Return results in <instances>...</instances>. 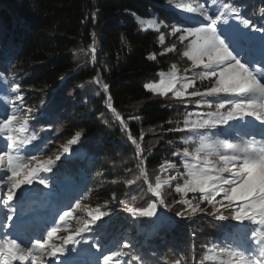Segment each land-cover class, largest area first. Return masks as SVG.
Here are the masks:
<instances>
[{
    "label": "trees",
    "instance_id": "trees-1",
    "mask_svg": "<svg viewBox=\"0 0 264 264\" xmlns=\"http://www.w3.org/2000/svg\"><path fill=\"white\" fill-rule=\"evenodd\" d=\"M234 3L242 6V14L257 24L264 20L259 13L264 0ZM181 14L168 0H0V85L14 97L12 83H19L21 95H28L30 107L25 114L29 131L35 130L47 141L40 155H35L34 163L49 157L55 148L63 149L76 132L81 133L79 147L86 155L84 159H54L52 172L41 175L48 179L52 195L41 197L40 206L45 208L56 197L58 181L68 178L78 182L81 171L85 180L77 194H94L103 202L100 211L105 215L96 224L106 223L102 229L82 233L81 243L70 247H75V255H89L95 249L92 241L101 245L104 254L121 248L128 239L133 247L126 251L137 255L142 264H175L177 260L181 264H200L198 258L214 245L235 242L247 246L251 240L249 229L253 226L247 221L241 223L231 216L218 221L199 209L184 217L176 215L187 206L176 203L180 194L175 193L174 186L182 183L184 168L180 163L182 156L173 153L177 147L182 153V141L189 133L170 129H183L189 112L192 118L194 111L210 108L196 107L197 98L155 95L145 84L157 82L159 73L169 68V60H174L171 53L163 52L167 45L160 44L159 35L171 33V27L165 28L163 23L179 26ZM154 21L163 22L159 32ZM251 35L258 53L262 34ZM180 52H174L178 60ZM150 54L156 58L149 60ZM178 62L180 66L188 63ZM97 79L109 85L107 92ZM203 88L207 87L199 84L197 89ZM109 102L115 112L107 107ZM4 110L5 106L0 116ZM117 113L123 125L116 118ZM223 128H217L221 135ZM128 135L140 144L139 155ZM35 143L40 145L41 140ZM188 146L190 150L194 147ZM0 147H4L3 142ZM26 152L35 154L36 150ZM141 155L143 172L137 167ZM166 163L176 164L180 174L172 169L162 170ZM173 175L177 180L171 186H162L165 204L160 205L147 190V184L155 186L157 176L163 180ZM129 180L135 183L129 184ZM199 196L189 193L186 199L210 211L211 206L201 202ZM153 202L157 209L152 217L129 210L146 208ZM15 207L18 215L20 209L29 210L30 204L19 201ZM61 209L53 205L52 218ZM5 215L2 209L0 218L5 220ZM47 224L54 227L51 219ZM89 226L95 229V225ZM2 228L5 233L16 228L14 216Z\"/></svg>",
    "mask_w": 264,
    "mask_h": 264
},
{
    "label": "snow or ice",
    "instance_id": "snow-or-ice-1",
    "mask_svg": "<svg viewBox=\"0 0 264 264\" xmlns=\"http://www.w3.org/2000/svg\"><path fill=\"white\" fill-rule=\"evenodd\" d=\"M173 0H168L172 5ZM177 9L182 10L179 26L163 23V27H171V35L176 37L181 44L185 45L183 56L192 61L193 68H200L195 73L201 81L213 80L214 83L201 91L199 89L190 93L193 97L214 98V103L205 100L208 107L215 111H208L204 114H197V119L192 120V113H188L183 122L182 128L170 129V131H184L194 135L195 139L186 135L182 143V149L177 147L173 155H181L180 163L183 165L184 179L175 184V193L180 194V200L176 203L185 207L184 211H178L177 216L184 217L186 214L195 213L198 209L208 215H212L218 221H224L231 216L238 222L247 221L253 227L249 229L251 237L247 246H241L230 242L227 245H214L205 250V255L198 258L200 264H264V20L257 24L251 18L242 14L240 5L229 0H193L189 4H177ZM260 16L264 18V7L259 9ZM135 15V14H133ZM95 18V12L92 13ZM230 21H235L231 24ZM161 23L154 25L159 32ZM247 29V31H245ZM252 32H260L261 44L258 53L253 48ZM95 33H93V36ZM160 43H164L165 36L159 35ZM247 45V46H246ZM176 46L165 49L166 52H173ZM95 51V49H93ZM154 60L155 54L147 57ZM170 83L166 91H172L176 85V65L172 66ZM187 72L188 69H185ZM161 77L165 73H159ZM100 83V87L107 92L109 85ZM161 85L164 81L161 80ZM195 79L184 78L181 88L176 90L175 96L185 94L189 87H193ZM21 85L13 82L11 91L15 94V102L5 99V110L0 116V142L4 147L0 148V192H5L3 203L7 208L6 221H12L13 216L23 225L24 218L17 215L15 205L8 202L16 199L27 200L34 192L40 197L47 198L52 195L49 189L47 178L38 179V184L43 188L23 189L20 195L17 190L23 185H31L37 178L39 171L52 172L54 161L49 160L46 164L37 163L30 167L32 161L36 160L34 153H27L26 146L32 145L33 149L39 151L44 143L39 133L35 130L29 131L28 118L21 117L20 112L24 106V97L20 93ZM151 91H156L157 86L145 84ZM111 97H109V101ZM112 109V104H107ZM223 110V111H222ZM30 111V109H29ZM115 112V109H112ZM117 119H121L116 114ZM247 118H252L248 120ZM230 121L240 124L233 127ZM258 122V123H257ZM121 124L124 121L121 119ZM218 126H225L221 131L225 139L213 138L216 136ZM152 129H149L151 131ZM212 133L211 136L208 134ZM81 133L76 132L75 138L69 144H76ZM227 137H231L230 139ZM143 137L141 136V139ZM128 139L136 146V152H141L140 144L128 135ZM41 140V144L34 142ZM171 144L172 142L169 141ZM194 145L191 148L188 145ZM68 147L63 148L67 153ZM57 160L60 159L58 156ZM144 158L141 155L137 167H141ZM162 170L172 169L180 174L177 165L166 163L161 166ZM224 173H228L227 176ZM22 177V178H20ZM177 176L169 179L156 177L155 186L147 184V190L156 198L160 205L165 204L162 197V186H171ZM129 184L135 180H129ZM189 193H200L198 199L206 201L211 210L201 209L199 204L193 205L191 199H186ZM221 199H217V197ZM123 203V201H122ZM79 204H77V208ZM157 203L148 204L146 208H130L133 213L142 217H152L156 214ZM189 209L191 211L189 212ZM221 209H224L222 212ZM227 213V215L225 214ZM105 215L103 212L88 213L90 219L75 217L77 224L83 227L75 228L72 234L60 237L61 243L57 244V233L61 230L69 231L71 227L66 218H73V213L64 211L59 217L61 225L53 227L46 238L37 237L35 242L21 243L17 237L7 233L0 236V264H47L46 258L59 260L60 264H66V252L76 251L75 247L69 249V244L81 243L76 237L82 236L83 232H90L102 229L103 224H96ZM95 225V229L89 225ZM89 243V241H83ZM91 247L98 251L101 245L92 241ZM133 247L130 243H124L121 248L109 250L102 255V264H142L137 255H130L127 249ZM127 257L128 259H125ZM55 260L53 264H55ZM85 264H91L86 260ZM175 264H181L177 260Z\"/></svg>",
    "mask_w": 264,
    "mask_h": 264
},
{
    "label": "rangeland",
    "instance_id": "rangeland-1",
    "mask_svg": "<svg viewBox=\"0 0 264 264\" xmlns=\"http://www.w3.org/2000/svg\"><path fill=\"white\" fill-rule=\"evenodd\" d=\"M193 0H173V6L175 9H177L175 7V5L177 4H189L192 3ZM178 11L182 12V10L177 9ZM231 24H235V21H230ZM245 31H247V29H245ZM162 35L165 36V41L164 43H160L163 46L167 45L165 49L172 47L173 45L176 46V50H181V52L179 53V60L182 64L185 63V61H187L188 63H186L185 65H179L178 63V58L177 55H175V51L174 52H169L171 53L169 56L171 59L174 60H169V68L167 70H162L161 72L165 73L164 77H161L159 75V79L157 82L153 83V82H149L150 84L156 85L157 86V90L156 91H151L149 89H147L148 91L153 92L155 95H166V94H171L176 98H197V101L194 102V105L196 107H204V108H209L208 104L205 103V100H209L211 102H215L214 98H209V97H193L190 95V93L192 91L197 90L199 84H201V87L205 86V87H209L214 83V79L213 80H203L201 81L198 77H195L194 74L198 73L201 71L200 68H193L192 67V61L189 60L187 57L183 56V52L185 50V45L187 44V41L185 42V44H178L177 41L178 39L174 36H172L170 33L165 35L164 33H161ZM160 34V35H161ZM254 40V39H253ZM247 46V45H246ZM165 49H163V52L165 53ZM257 52V50H256ZM167 53V52H166ZM169 56L166 57V59H169ZM178 60V61H177ZM175 64L176 65V75H177V80H176V85L173 88L172 91H166V89L169 86L170 83V75L171 72L173 71L172 69V65ZM185 69H188V71L186 72ZM160 72V73H161ZM187 77L188 79H195V84L193 87H189L186 91L185 94L183 96L177 97L175 96V91L176 90H182L181 85L184 83V78ZM161 80L164 81V84L161 85L160 82ZM148 84V83H147ZM206 88H203L201 91L205 90ZM21 91V90H20ZM22 96L24 97V106L28 105V95L24 92V94H22ZM5 99H9L12 102H15V96L12 97L11 93L9 91H7L6 89H4L1 85H0V111L2 110V108L5 106ZM21 109L20 115L21 117H26V115L28 116V114H25L28 110L27 108L30 107V105H28L27 107H24ZM208 111H215L214 108H211L209 110L206 111H202V110H197L193 112V117L191 118L192 120L197 119V114H204ZM223 111V110H222ZM248 120H251L252 118H247ZM230 123L233 125V127H239L240 124L234 121H230ZM258 123V122H257ZM225 126H222V128ZM218 129L213 130L214 132H216V138L218 139H225L226 136L225 135H221L218 131ZM209 136L212 135V133L208 134ZM189 136L192 139H195L194 135H192L191 133H189ZM214 138V137H213ZM227 138H231V137H227ZM81 137L80 139L77 141L76 144H69V142L66 144L65 147L69 148V151L67 153L63 152L62 148H55L53 150V152L49 155V157H45V158H41L40 160H38L36 163H34V161H32V164L30 165V167H32L33 165L35 166L37 163L40 164H46L47 161L52 160L54 161V159H56L58 156L59 157H65L66 159H75V158H81L84 159L86 157L85 153L81 150V148L79 147V143L81 142ZM35 143V142H34ZM36 144V143H35ZM1 148V147H0ZM26 149L28 152H34L35 149H33L32 145H27ZM42 151V148L39 151L35 152V155H40L39 153ZM90 158L87 157V161H89ZM54 164V163H53ZM49 165L50 167L53 166ZM46 172L44 171H39L37 173V178L33 180V183L31 185H23L21 189L17 190V195H20V193L23 191V189L27 188V189H31L32 186H37L39 188H42V185L38 184V179L41 178L42 174H44ZM22 178V177H20ZM85 177H84V173L83 171L80 172V175L78 177V182H74L71 179L68 178H64L61 179L60 181H58L59 186H58V190H57V194L56 197L53 198L51 201H48L47 206L45 207L44 210H41L39 208V205L37 206H33L29 212H27L25 215L21 216L24 218V223L29 225L30 231H20V229H22L21 227H18L16 230H13L9 233H11V235L17 237L18 242L21 243H29V242H35V237H44L46 238L47 233H50L52 231V229L50 228V226H48L46 224V218H48L50 216L49 219H53V224L54 227L60 226L61 225V221L59 220V217L61 215H63L64 211H70L73 213V218H66V222L71 226L69 228V231H63L61 230L60 232L57 233V239L55 240V242L57 244L61 243V240L59 239L60 237H66L69 234H72L75 230V228L78 227H83L82 224H77L75 217H83L84 219H90V217L88 216V213H96L97 210H99V212L101 209V205L103 204L102 201H100L98 199L97 196H95L94 194H89V195H84L82 192L79 193V195L77 194L78 190H80L79 188L82 187V184L84 183ZM50 188V187H49ZM47 191H50V189H48ZM196 195H199L200 193H195ZM6 196V193L3 192L0 196V211H2V209L5 211V213L7 212V208L5 206V204L3 203V198ZM41 199V197L38 194H32L27 200H24L25 203L30 202V201H35L38 202V204L40 203L39 200ZM18 201L16 199H14L11 202H8L9 204H18ZM77 204H79V207L77 208ZM53 205H59L62 206V209L60 210L59 213H56L55 217L52 218L51 217V211H52V206ZM105 207H108V203H105ZM23 209H20L19 212H23ZM17 220V219H16ZM18 221V220H17ZM20 222V221H18ZM35 222H38L39 224L43 223L45 224L44 226V230L41 234L35 233ZM6 215H5V220H2L0 218V236L5 235L6 233L3 232L4 228L6 226ZM3 229V230H2ZM40 230H43L42 228ZM39 230V231H40ZM80 237H76L77 240ZM124 243H130V241L128 239H126V242ZM72 246V244H69L67 247L70 249V247ZM66 254H68L69 256L67 257ZM82 256H78L75 257L73 255L72 252L65 253V256L62 257V259H65L66 264H85V261H91V264H102V252L99 250H97L96 248L89 252V255H84L81 254ZM55 260V258L52 259H48L46 258L47 264H53V261ZM18 264V262H17ZM55 264H60L59 260H55Z\"/></svg>",
    "mask_w": 264,
    "mask_h": 264
},
{
    "label": "water",
    "instance_id": "water-1",
    "mask_svg": "<svg viewBox=\"0 0 264 264\" xmlns=\"http://www.w3.org/2000/svg\"><path fill=\"white\" fill-rule=\"evenodd\" d=\"M35 188H39V187H37V186H32L31 187V189H35ZM33 194H37V193L34 192Z\"/></svg>",
    "mask_w": 264,
    "mask_h": 264
}]
</instances>
